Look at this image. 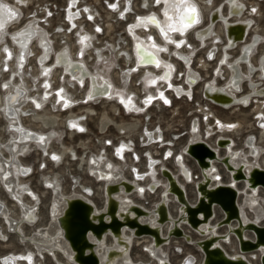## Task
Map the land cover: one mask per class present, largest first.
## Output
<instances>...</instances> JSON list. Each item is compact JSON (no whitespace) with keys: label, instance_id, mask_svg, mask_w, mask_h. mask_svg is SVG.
<instances>
[{"label":"bare ground","instance_id":"6f19581e","mask_svg":"<svg viewBox=\"0 0 264 264\" xmlns=\"http://www.w3.org/2000/svg\"><path fill=\"white\" fill-rule=\"evenodd\" d=\"M27 1L17 0L15 3L13 2L9 3L7 1L0 0V47L1 49H2L3 44L5 43L4 40L6 39V37H8L10 41L9 43L10 46L6 44V46L2 49L1 54H0V61L3 62V65L1 64L2 66L4 65L7 66L6 67L7 70H5L6 72L9 71V66L12 69L9 75H7L6 80L2 82V88H5V91L0 96V117L5 121L6 123L5 130L8 132V135H9L8 139L7 140L5 139L6 141H4V144H3L4 150L6 151L5 154H7V156H3L4 153L2 152V149H0V186L5 190V192H7V194L11 197V199H13V201H15L19 205V209L21 211L18 219L16 220H14L15 218L11 219L8 216L6 206L4 207L0 199V217L7 221V223L5 221L4 223L7 224L6 226L8 227V229H11L10 232H13L19 238V240L28 243V246L29 245L32 246L39 255L47 254L51 257H54L55 261L58 264H148L145 262H134L131 260V257H130L131 246L133 243H138L139 240L147 242V244L144 246V249L147 251V253L150 256H152V258H154V264H171L162 249L165 244L161 243V241L158 242L154 235H146V234L142 235V233H148V232L155 233L154 231H157V234L160 232L162 237H166V233H168L171 230V228L176 225L177 217L179 216L180 217L179 221H181V218H183V215H185L187 211V209L184 208L183 204H181L178 196H176L177 194L175 195V191L179 192L177 187L180 188L181 193L183 194L184 192L187 198L188 195H187L185 185L190 184L192 182L193 185L195 186L197 181L192 180L191 171L190 169L187 168L188 166L184 163L185 156L182 152H180L179 154H175V156L173 157V165H174L173 170L174 171H172V169L170 170L164 165H161L160 168L164 167L167 170L166 171L167 173L166 172L160 173L161 170L159 168V171H158L159 176H156L154 174V167L156 166L157 160L153 158L152 155L148 154L147 164H149L148 165L149 169L145 171L146 173L143 176H141L142 172L138 173L135 171L136 177H134L131 180L127 179L124 176V174L121 172V170L117 168L118 166H116L112 160H110L109 158L105 156L108 154L106 153L102 154L103 152H105V150L102 151V153H99L98 151H97L98 153L96 154L91 153L86 159V165L88 166L87 168L91 172L92 176L98 182L102 184V193L105 197L103 206L105 204L104 206L105 209L103 207L101 209L97 208L95 205V202L89 199L88 198L89 196L86 197V195L83 193H69V194L62 195L60 194L58 190H56L53 187L54 192L52 191L53 192L52 198H51L52 202L50 204V209H49V212L52 216L50 219V223L47 224L46 227L37 228L29 236H26L27 234L25 235L23 233L24 232V230L22 231L23 227L21 228L22 224L23 223H26L28 225L34 224L38 215H36L35 213V203L28 204L29 202L26 203L24 202L26 200L21 199V196L22 195L24 196L25 193L29 194L30 197H32V199L33 197L36 198V196H32L26 184L23 183L19 179V174L23 176L29 172L28 167L24 166L21 163L22 158L20 157H22L21 155H24V153L27 154L28 153L27 151L32 147L34 148V146H36L39 150H41L42 153H47L48 152L47 147L50 144L47 146L46 135L44 136L42 132L34 131L32 128L25 126L24 123L22 122L23 117L26 116L25 114L27 113L25 110L31 107V104L27 102H31V103L33 102L32 104L35 103L34 99L31 100V98H28L30 96L29 88L31 87V85L23 78L24 73L22 71V68L26 65V62L32 56H33L32 58L36 57L35 64H36L37 72H35L33 75H36V76L37 74L38 76L43 75V78L40 79L39 81L40 85L44 84V87L46 86L50 87V83L52 81L51 78H53L52 75L54 74V72L61 71V73L66 75V78H67L66 84H72L73 82L72 79H75L76 82H80L82 84L84 83V85L86 86V88L84 89V94H83L84 96L89 97L91 99L93 98L98 99V98H102L105 96L108 99V101H111V100L116 101V105H120L121 107H124L125 110L130 111L134 114L135 113L138 114L139 112L143 110L144 104L149 105V103L151 102L152 103L155 102L158 104L160 103L161 100L166 104L169 103L170 102L169 95L172 94L170 91H173L174 94L177 96L184 95V94H186L187 96H190L192 89L198 85L196 84L194 87L192 86L193 83H195L198 80L199 75L195 73L194 70H192L191 66L193 64L190 65L191 55L187 48V45H188L187 37L189 34L192 33L194 37L200 43H204L206 40L210 38L212 34L221 32L223 38L227 39V41H225L223 44V46L226 45V47L224 48L225 54L222 52V55H221V58H223L222 62L224 64L226 63L230 67L231 71L233 72V78H232V81L230 79V81L226 83V86L221 89H218V86L215 85L213 81L211 80L207 81L206 91H210L208 96L215 103L219 104V106L214 104L215 107L221 108L222 110L229 111L231 109H234L236 108V105L238 103L246 105L247 107H244V109L251 108L250 111L253 112L254 115H257L256 121H253V122L257 123V126L260 127L259 129L260 134L264 135V83L261 86H259L261 82H264V57H263V60L260 61V63L258 61V58L260 56L257 58H254V53L260 46L261 42H263L264 44L263 35L260 34L259 31L256 30L258 28L257 26L254 28V26L251 25L253 23L252 19L243 17L246 11L245 3L243 0H228L226 4L225 14H223L220 9H216V8L213 10L211 9L207 11V15L209 13H212L211 24L209 26H208V22L205 23L204 25L201 24L203 23L202 20L204 17L201 12V9L203 8H201L200 3H198L196 0H191V4L195 5L197 8V16L195 20L191 23V25H188L186 23L182 24L177 18L178 11L180 10L187 11L186 7H181L180 9H169L168 8L169 2L179 4L180 0H167V2L166 0H160V6L157 8L158 11L148 10L146 14L136 15L135 18H133L132 21L129 23L130 25L128 27V34L130 35L132 42L130 44V52H127V53H128V59H129L128 62L132 61V65H128L127 68H131V71H132L133 70L132 68L139 69L138 68L139 66L144 67L142 70L143 74H141L142 81L144 85L146 84L145 86H152V88L154 89V90L148 89L145 95L143 96L144 103L141 105H138L137 102L130 96L131 94L130 90L128 89L126 90L125 88H123L122 89L123 94L121 92H120L121 94L117 93L113 79L109 78L106 72H104L103 70L99 71V70L90 69L84 60L85 57L79 59L77 57L79 54V51L81 52L79 48L74 50L73 45L70 44L66 46L61 45L63 47L59 48L58 50H54L52 43L54 44L55 41L53 40L52 37L49 38L47 31L44 28H42V26L39 25V23L33 16L32 17L34 19H31L25 22L23 25H20V24L18 25L21 15H22L18 4L21 3L20 6H22L23 3L25 4V2L27 4ZM192 1L194 3H192ZM26 4L24 6H26ZM228 9H229V12H227ZM119 12L121 11L119 10ZM128 12H131V11H128ZM79 13L82 14V12H79ZM248 13H252V12H248ZM149 17H155L156 20L160 23L161 26L164 27L166 31L162 33L160 27H157L154 24L147 23L146 18H149ZM69 23L71 27L73 26H76V28L78 27L76 24L78 22L76 21L74 22V20L73 21L70 20ZM169 24H173L176 27H179L181 29H186V30H183L182 32L172 31L169 29ZM252 27L254 28L253 33L256 34L253 40V44L252 46L243 48V46H245L251 41V39H249L248 41H246V38L244 41L243 39L245 35L250 32L249 29H251ZM9 28H14V30L9 32L8 31ZM140 28H145L146 30H148V32H145L144 34H142L140 33V31L137 30ZM152 31H155V32L153 33ZM155 34H157V37H156L157 39H155L153 36ZM165 35H167L168 37L167 40L165 39ZM64 36H66L65 33H64ZM81 36L87 37V39L90 41L93 38V35H90L88 33L82 34ZM215 38L221 39V37L218 36L217 34L216 36L214 35L213 39ZM77 40L79 41V39H76V41ZM87 42H83V43L80 42V43L84 44ZM258 42L259 44H257ZM177 44H179V46H177ZM87 45L89 44L87 43ZM232 47H234L235 49H238V53L241 54L240 59L242 61H246L245 66L247 69L249 68V73L242 72L240 74L238 68H241V66L237 65V61L235 62H233L232 60L226 61V54H228V51H231ZM5 49H7L8 51L5 52ZM83 49H87V48L83 47ZM161 49H164V50L161 51ZM120 50H123V49H120ZM262 51L264 52V45L262 47ZM83 52H85L87 56L89 54L93 55L88 50L87 51L85 50ZM162 52H166L167 54L163 55ZM8 53H11V58H9ZM148 53H151L155 57V61L153 63L147 62L149 59ZM98 55L100 54L98 53ZM171 55H172V58H171ZM51 56H52L51 62L44 64L45 61ZM95 56H97V54H95ZM37 58L39 59L40 64L39 63L37 64L36 62ZM179 59H181L183 62L180 63ZM177 62L183 67H185V70L182 71L183 78L180 79V81L182 80L183 84L186 81V84H185L186 87H182L181 85L177 84V82L179 81L175 75L176 73H178V71H176ZM50 65H53V67L56 66L57 68L51 69ZM201 66L205 67L206 62L203 61L201 63ZM256 67L258 69H256ZM36 69L34 68L35 71ZM4 72L2 71V73ZM172 72H174L173 76H172ZM127 73L128 72L124 73L121 76L127 77L128 75ZM115 74L116 73H114V75ZM166 74H167L166 79H159L160 77H164ZM217 74L218 72L216 71V75ZM254 77H257L258 79L255 80ZM117 78L119 79L121 77L117 75ZM154 80L156 81V83L152 84L151 82ZM241 80L247 81L249 90L247 92H242L240 94H237L236 92L241 91V88H242L238 84V82ZM235 87H236V91L232 92V89H234ZM49 89L50 91L57 90V94L53 96V100L56 101L60 99V101H62L63 103H66L67 106L65 105L66 106L65 110L69 109L68 113L72 114L71 113L72 108L67 109V107L72 106V102H73L72 98L70 99L68 96V91L62 85H59L58 88L54 90H51V87ZM34 94L36 95L39 93H34ZM149 97H152L150 101L148 100ZM250 97H253V98H250ZM129 98L131 99L129 100ZM122 99L124 101L123 103L121 102ZM140 99L142 98L140 97ZM53 100L51 99V101ZM105 103H108V102H105ZM35 104L37 105L40 103L37 102ZM116 105H114L115 106L114 108H115V111L117 112L119 109L116 107ZM90 108H87V109L85 108V110L89 112L88 115L92 116L95 112L92 108L91 109ZM22 112L23 114H21ZM207 113L211 114L210 112H207ZM58 114L59 113L57 114L49 113V115L47 114H44V115L47 116V119H49L50 124L59 125L61 123H60V119H59L60 117ZM172 114L174 115L173 112ZM105 115H102V118L103 120L107 121L108 115L107 116ZM37 116L38 115L35 114V115H31L30 117L36 119ZM211 116L212 117L216 116L214 117L213 120L218 119L217 122L219 124V126H217L216 123L214 124L215 121L212 124H207L208 128L205 131L207 134H210L209 136L214 135V138H211L213 142L210 138H209L210 140H206L205 138H202V136L200 135V128H198L199 125L197 127L198 123H194V125H191V122H190L189 128H192V131L189 132L190 140L184 144V146L182 147V150L188 144H197L199 142H205L210 147L213 148L214 150L213 159L211 156L207 155L208 157H206L205 159H197L196 163L195 162L194 163L195 165L197 164L198 166L197 165L196 166L200 168L202 172V179L206 180V184H208V187H207L208 189H211V188L214 189L215 186H218V187L219 186H229L228 184L232 182L231 186L233 187V190H235L236 192L234 195V200H235V204H236L239 216H240V220H239L240 223H237V221L234 223H230L228 227L221 228V229H224L223 231H220L219 229L215 230L214 228H210V227H214V225L217 222L222 220V217L224 215L223 216L221 215L220 219L211 221L207 226L206 224H202L200 228L204 232L209 230L210 231L208 234L209 236H217V237L222 236L220 238H215L214 240L212 239L211 241L214 245L220 246L222 250L224 251V253L230 259L244 260L248 264H255L254 261L256 257L259 259V256L264 254V246H260L257 248L256 251H251V252H247L245 250H244L245 252H241L239 250V246L240 245L243 246V241L246 239L253 240L251 238V235L248 233V231H244L242 227L243 225H246L249 222H252L258 226L264 225L260 223V220L264 218V209L262 206V201H261L262 197L260 194L264 193V190L260 188H256V186H254L252 177L250 175L251 171H253L255 168H259V170H264V146L258 147L254 141V136L251 133H248L246 135V138L242 142L243 148L235 147V143H233L230 136L229 135L227 136L226 134L230 132H234V133L236 132L239 133V131L241 132V129L243 127L242 125L244 123L238 120L237 121L232 120L233 122L222 120L221 118H218L217 115L215 114L214 116L211 114ZM65 123L68 125L67 127L68 130L72 133L73 132L75 133L77 130L75 129L76 127H72V124L74 123L76 126L81 124V123H77L73 117L67 118L65 120ZM124 126L125 125H123V128ZM126 126H128V124ZM133 126H135L134 123L129 124V127L131 129ZM207 126H205L204 128L206 129ZM35 128L37 129V127ZM71 128H74L73 129L74 131L71 130ZM39 130L40 129H38V131ZM138 132L136 133L138 134ZM125 134L126 133L124 132V135ZM157 135L152 136V134L149 133L148 136L146 137L148 140H153V139L156 140L157 137L160 139V136H161L160 131L158 132ZM219 136L227 137V138L225 139L219 138L217 140V137ZM259 142H260V139H259ZM50 143H53V142H50ZM103 143L105 144V142ZM85 144H84V147H85ZM1 146H2V143L0 142V147ZM143 146H146V145H143ZM191 148H192L191 146H188L187 148L190 151V153H191ZM62 149L63 150L61 152H56V151L51 152V155L53 157H57L56 158L57 160L55 159L57 162H59L58 160L62 157V155L64 154L66 155V153L68 152H72V154L75 156L73 152L74 150H71L64 146ZM240 149L241 151H239ZM243 149H244V152H243ZM194 150H195L194 154H200L199 148L194 149ZM168 153H170V151H167V154ZM261 155H263L262 156L263 159L259 160ZM217 160L222 161L223 163L222 166L225 165L224 169L230 172V174L226 173L227 174L226 180L223 179L224 175H222L216 170L215 163L217 162ZM133 161L134 160L131 158L130 162L133 163ZM159 162L163 163L164 161L161 160ZM236 168H239V170L237 171ZM213 171H216V172H213ZM124 180L132 184L131 187H129L124 182ZM241 180H243V182H238ZM45 182L47 185L51 184V181L46 180ZM142 183H145V184L143 185ZM176 183L178 185L176 189H174V184ZM239 184H242V188L239 187ZM105 186H109V187L105 189ZM160 187H162L161 191L159 190ZM247 187H249L250 189H247ZM157 192H159L158 200L157 202H155L154 206L149 210L145 208L144 206H142V204H139V203L137 204L131 199V195L134 193L136 195H144L145 193L156 194ZM87 193L89 194V192ZM170 193H172V195ZM170 198H172L173 202L175 201L174 203L177 205L175 217L170 213L169 208H168ZM73 199H80V200L90 203L93 206L92 211L94 212L91 215H88V212H87L88 210L82 203H81V206H79L78 208L79 217H75L76 218L75 220L79 221L82 224L88 225L90 229H93L92 230L93 232H90V230L84 231L82 233L83 234L82 238L80 235H77V237L79 238V241L76 239V242H78L79 244L77 245L78 246L77 250L74 249L73 247L74 241L70 240L71 242H69L65 236L67 235L66 228H67V219H68L65 212L71 209L73 203H70V202ZM196 201H197V190H196L195 201L190 200V202L189 201L188 202L190 203L191 206H194ZM135 205L139 206L141 210L135 209L133 207ZM218 209L215 207H212V213L214 214L215 218H216L218 211L220 210ZM9 211H12V210H9ZM166 211L170 217L169 220H165V217H163ZM248 211H251L253 213V217H250L248 215ZM14 213H17V211H15ZM86 220L88 221V224L85 222ZM179 221H177L178 222L177 226L179 225V227L181 228L185 227L184 225H182V222H179ZM112 224L113 226L114 224L117 226L113 229ZM238 224L240 225L238 228V232L236 231V235H233L234 237L230 236L231 233H234V230L235 228H237ZM135 229H137V231H135ZM151 230H154V231H151ZM228 230H230V232ZM194 233L200 238V232L195 231ZM9 234L10 233H8V235ZM203 238L205 237L202 236V239ZM231 238L234 239L235 248L232 252H229L225 248L224 245H229L231 242ZM107 239L109 240V243L106 242ZM173 239H178V238H175V237L170 238V240H173ZM24 246L26 248V245ZM197 247L199 248V246ZM87 249L89 251H87ZM57 252L63 254L65 256L66 261L64 262L58 261L56 259ZM34 254H35L34 251H27L26 253H22V254L9 253V255L2 257L1 263L2 264H23L22 262L24 261L25 264H33ZM189 257L191 256L189 255ZM189 257L185 258L181 262V264H192L193 260H191ZM258 259L256 261L257 263H258Z\"/></svg>","mask_w":264,"mask_h":264},{"label":"rangeland","instance_id":"374dc122","mask_svg":"<svg viewBox=\"0 0 264 264\" xmlns=\"http://www.w3.org/2000/svg\"><path fill=\"white\" fill-rule=\"evenodd\" d=\"M4 1H7L9 3H12V2L15 3L17 0L16 1L11 0V2H10V0H4ZM111 1H113V0H73V1L72 0H69V1L68 0H28L27 4L25 2L26 6H24L25 5L24 3H23L24 5L22 4V6H20L21 3L18 4L19 9L21 10V13H22L18 25L19 24L23 25L25 22L31 20L30 17L33 16L37 20L39 25L42 26V24H40V20L44 16L45 11L48 8H52V6L55 7V10H54L55 14H54V17L51 21V23H52L51 28H49L47 30L45 27L42 26V28H44L47 31L48 36H49V33H51L52 36L55 35V36H60V37H61V34H63L62 35L63 38H65V39L68 38V40H65V44H64L65 46L72 44L74 50L79 48L81 51H85V50L87 51L88 50L90 53H93V55L89 56L90 55L89 54L84 59L88 65V67L92 70H99V71L103 70L104 72H106L107 76L109 78L113 79L117 93L121 92L123 94L122 89L123 88H125L126 90L128 89V90H130V93L132 92V94H135L134 96L132 94H130V96L132 95V97H134V100L137 102V104L141 105V103H140L141 101L139 100L141 91H138V92L134 91L133 88H131L127 85L128 84V82H127L128 77L121 76L126 72H128L127 74H129L130 76H133V74H136V73L131 72V68H125L126 67L125 66L126 61L122 60V58H119L117 56V53H118L119 49L124 50L125 45L123 44V42H121L120 39H121V37L124 36L121 32L123 31L125 25L130 23L132 21V19L135 18L136 15L146 14V12L148 10L158 11V9H157L158 7L153 6V0H130L128 2L131 4V9H130L131 12H129L130 14H128L125 17V16H122V14L117 13V12H119L120 9L118 11L115 10L113 13L108 10L107 4ZM121 1L122 0H120V2ZM196 1L198 3H200L201 8H203V9H201V12L204 16L203 17V23H201L203 25L206 23L207 11H209L211 9L213 10L216 8V9H220L223 14L226 13V4H227L228 0H214V1L213 0H203V2H202V0L201 1L196 0ZM243 1L245 3V7H246L245 8L246 11H245V14L243 17L248 18V19L249 18L252 19L253 23L251 25H253L254 28L257 26L258 28L256 30L259 31V33L262 34L263 38H264V0H243ZM18 3H19V1H18ZM69 3H73V4L78 3V5H79L78 7H80V8H77V11H76L77 13L82 12V14L79 13L77 15V17L80 18L76 21V22H78L76 24L79 28L78 27L76 28V26H73V27L70 26V28H68L67 25L65 27L62 26L63 10H64V7L66 5H68ZM147 5H149V6H147ZM86 6L89 8H87ZM119 6H121V3ZM148 8H150V9H148ZM248 12H252V13H248ZM257 12H259V13H257ZM33 17H32V19H34ZM92 24L98 25L99 27L102 28L103 31H102L101 35H95L94 34V32H93L94 27L92 26ZM254 28L252 27L250 29V32L246 38V41H248L250 38V35L253 34ZM53 29H55L54 32H52ZM12 30H14V28L8 29L9 32H11ZM64 33L66 34V36H64ZM85 33L86 34L88 33L90 35H93V34L95 35V36L93 35V38L91 41L88 39H86L84 41V42H87V40H88L87 43L89 45H87V43H84V44L80 43V41H81L80 38L82 37L81 35L85 34ZM216 34L218 36H220L221 39L220 38L213 39L214 35L216 36ZM79 36H80V38H79ZM49 38H51V36H49ZM76 39H79V41L78 40L76 41ZM53 40L55 41L54 44L52 43L54 50H58L59 48L64 46V45L60 46L61 44L57 40V37L54 38ZM187 40H188L187 48H188V51L190 52V55H191L190 56V58H191L190 59L191 60L190 65L193 64L191 66V68H192V70L197 72L199 74V77H200L198 85L192 89V94H193L192 98L190 99V98H185V97H181V98L170 97L171 98L170 106L166 107V106L162 105L161 103H158V104L154 103L152 105V107H149V108L143 107V110L141 112H139L138 114H136V113L134 114L130 111L125 110L124 107H121L120 105H116V101H112V100L106 101L103 99H97L94 101H87V100L85 101V99H83L84 98L83 94H84V89L86 87L85 86L80 87V89H79L78 87H76L74 85L72 86L71 84H66V81H67L66 76H62L58 71L57 76H55V74H54V77L51 78L52 81L58 86L62 85L68 91V96L70 99L75 98V100L73 101V103H75V104H72V106L69 107V108H72L71 109L72 114H69L68 113L69 109L63 110V108H60L59 104H55L54 100L52 99L53 96L55 95V91H50V90H49L50 92L44 91L42 89V86L44 84L41 86L40 82H39L40 78L37 77L36 75H33L34 74V66H33L34 62L32 61V59H34V58L31 57L26 62V65L23 67L24 70L22 68V71L24 73L23 78L31 85V87L29 88L30 96L28 98H31V100L34 99L35 103L38 102L40 104H38L39 107H37V105L35 103L32 104L33 102L32 103L27 102V103L31 104V107H29L30 109L27 108L25 110L27 113L25 114L26 116L23 117L22 122L24 123L25 126L32 128L34 131L42 132L44 136L46 135L47 146L50 144L47 147V151H48L47 153H42L41 150H39L36 146H34V148L32 147L27 151L28 152L27 154L24 153V155H21L22 157H20L24 160L23 161L21 159V163L24 166L28 167L29 172L23 176H21L19 174V179L23 183L26 184L27 188H29L28 190H30V194L32 196H36V198H37L36 199L35 197H33V199H32V197H30V195L26 194V193L24 194V196L22 195L23 198L21 196L22 200H26L24 202H26V203L29 202L28 204L35 203V213H36V215H38L34 224H32V225H28L26 223L22 224L21 228L23 227L22 231L24 230L23 233L25 235L27 234L26 236H29L37 228L46 227L47 224L50 223V219L52 216L49 212V209H50V204L52 202L51 201L52 200L51 199L52 194L54 192L53 187L56 190H58L60 192V194H62V195L69 194V193H83L86 195V197L89 196L88 198L95 202V205L97 208L101 209L102 207H104L103 202H104L105 197L102 193V184L100 182H98L92 176L91 172L87 168L88 166L86 165V159L88 158V156L91 153H95V154L98 152L102 153V151L105 150V152H103L102 154H104V153L108 154L105 156L107 158H109L110 160H112L115 163V165L118 166L117 168H119V170H121V172L124 174V176L129 180L136 177L135 171L138 173L142 172L141 176L145 175V173H146L145 171L149 169L148 168L149 164H147L148 163L147 155L150 154V155H152L153 158H155L157 160L156 166L154 167V174L156 176H159L158 171H159V168L161 165H164L165 167L169 168L170 170L172 169V171H174L173 170L174 169L173 168V166H174L173 165V156L175 154H179L180 152H182V147L184 146L185 143H187V141L190 140L189 124L193 118L196 117L199 120L200 135L202 136V138H205L206 140H210L211 138H214V135L209 136L210 134H207L205 131L208 128L207 124H212L214 121H215L214 124L217 123L218 119L213 120L214 117H216V116H214V114L217 115V117L221 118L222 120H227V121H231V122L238 120V121H241L242 123H244L242 125L243 127L241 129V132L240 131H239V133L238 132H236V133L230 132V133L226 134V135H229L233 139V141L235 143V147L243 148L242 142L244 141V139L246 138V135L248 133H251L254 136V139H255L258 147L264 146V135L260 134V131L257 128V123L253 122V121H256L257 115H254L253 112L250 111L251 108L244 109L242 107H236V108L231 109L229 111L222 110L221 108H217V107L211 105L210 103L205 101L201 96L202 95V93H201L202 92V86H203L204 82L211 80L215 83V85L220 84L222 81L224 82L225 73H224L223 68H221L219 75H213L212 74L213 69L217 65L216 61L220 56L221 48L223 47V44H224V38L222 36V33L218 32V33L212 34L210 36V38L208 40H206L204 43H200L194 37V35L192 33L188 35ZM4 41H5V43L3 44L2 49L6 46V44L9 45V43H10L8 37H6V39ZM69 42H71V43H69ZM216 42H218V43H216ZM263 45L264 44L262 42L260 44V46L258 47V49L255 51L254 58H256L259 55V53L262 51ZM81 46H83L84 48H87V49H83V47H81ZM224 48H223V50H224ZM0 49H1V47H0ZM2 49L0 50V54H1ZM208 50L214 51L215 58L212 61H209L206 59V53L208 52ZM96 52H98L100 55H98V53H96ZM228 52L231 55H236L238 53V49H235L234 51H228ZM95 54H97V56H95ZM104 54H108V56H107L108 58H106V60H104V62H103L102 56ZM171 58H172V55H171ZM87 60H89V61H87ZM203 61L206 62L205 67L207 69L205 67L201 66V63ZM1 64L3 65V62L0 61V71H1V73H0V83H1L0 84V96L5 91V88H2V82L6 80L7 75H9L10 71L12 70L9 66V71L6 72L5 70H7V68H6L7 66H5V65L2 66ZM129 65H131V62H129ZM120 67H123V69H120V72H119ZM35 68H36V64H35ZM183 70H185V67H183L182 65H180L177 62L176 71H178V73L180 72V74H181V71H183ZM2 71L3 72L5 71V72L2 73ZM129 71H130V73H129ZM114 73H116L115 74L116 76L117 75L121 76L122 79L119 80L114 75ZM33 77H35V78H33ZM136 77H138V75H136ZM176 78H177V76H176ZM179 79H180V77L178 78V80ZM254 79L257 80L258 78L254 77ZM36 83H38V84H36ZM177 84L181 85L182 87H185L182 80L181 81L179 80L177 82ZM262 84H263V82H262ZM32 85H34V86H32ZM143 85H144V83H143ZM145 85L143 86V88L145 89L144 90L145 92L148 89L154 90L152 88V86H145ZM58 86L55 88H51V90L58 88ZM244 88H245V90L247 89L246 87H244ZM69 92H70V94H69ZM34 93H39V94L35 95ZM37 98H38V100H37ZM49 99H50V101H49ZM51 99L53 101H51ZM105 102H108V103H105ZM50 104H52V105H50ZM114 105H116V107L119 109L117 112L115 111ZM81 107H82V109H81ZM90 107L94 110L95 115L94 114L92 116L88 115L89 112H87L85 110V108L87 109ZM83 108H84V110H83ZM173 109H174V111H173ZM172 112L174 113V115L172 114ZM207 112H210L214 117H212L211 114H209ZM34 113L38 115L36 119L30 117L31 115H35ZM49 113H52V114L59 113L58 115L60 117L59 119H60V123H61L59 125H61V126H59L57 124H50L49 123V119H47V116L44 115V114L49 115ZM21 114H23V112ZM79 114L81 115V117ZM84 114L86 115V117ZM77 115H79V116H77ZM102 115H105V116L108 115L109 116V117L107 116L108 120L107 121L103 120ZM69 116L73 117L77 123H81L80 125H78L79 128H78V126H76L75 129H77L78 131L76 130L75 133L70 132L67 128L68 125L65 123V120L67 118H70ZM90 119H91V121H90ZM133 123L135 126L132 127V129H133L132 130L129 127V124H133ZM5 124H6L5 121L0 117V142L2 143V146L0 147V149H2V152L4 153L3 156H7V154H5L6 151L4 150L3 144H4V141H6L8 139V136H9L8 132L5 130ZM121 124L125 125L124 128H123V125H121ZM127 124H128V126H126ZM119 125H120V127H119ZM205 126H207L206 129L204 128ZM35 127H37V129ZM106 127H108V128H106ZM38 129H40V130L38 131ZM73 129L74 128H71V130H73ZM81 129H83V130H81ZM134 129L136 130V132H138V131H140V132H138V134H137ZM159 131L161 133L160 139L158 137L156 140L155 139H153V140L147 139L146 136H148L149 133L152 134V136H155L158 134ZM124 132L127 135L126 134L124 135ZM69 133H70V135H69ZM157 136H159V135H157ZM259 139H260V142H259ZM50 142H53V143H50ZM81 142H83L84 144L87 143V144H85V147H84V144ZM103 142H105V144ZM212 142H213V140H212ZM59 144H61V145H59ZM143 145H146V146H143ZM63 146L67 147L71 150H74L73 152H74L75 156L72 154V152H68V153H66V155L65 154L62 155V157H61L62 159L60 158L58 160L59 162H57L56 161L57 159L55 160L53 158V156L51 155V152H54V151L61 152L63 150L62 149ZM50 147H51V149H50ZM117 148H118V150H117ZM86 150H88V151H86ZM166 150L170 151V153L167 154ZM239 151H241V149ZM243 152H244V149H243ZM41 156H43V157H41ZM262 156L263 155H261L259 160L263 159ZM76 157H78V158H76ZM131 158L134 160L133 163L130 162ZM83 159H85V160H83ZM185 159L187 160V157H185ZM161 160H163L164 162L160 163L159 161H161ZM54 162H56V163H54ZM118 163H120V164H118ZM56 164H58V165H56ZM187 164L192 166V170H193L194 174H196L197 169L194 168L195 167L194 163L192 161H189V163L187 162ZM47 177H48V179H47ZM23 178H24V180H23ZM46 180L51 181V184L47 185L45 182ZM161 180H162V178H161ZM73 182H74V184H73ZM138 183H140V182H138ZM90 184H91V186H90ZM142 184L144 185L145 183H142ZM90 187H91V189H90ZM239 187L242 188V184H239ZM185 188L187 191L188 199L192 200L194 198V185H193V183L185 185ZM159 190L161 191L162 187H160ZM41 192L43 195L41 194ZM87 192H89V194ZM158 193L159 192H157L156 194L145 193L144 195H136L134 193L131 195V199L137 204L138 203L142 204V206H144L145 208H147L149 210L154 206L155 202H157ZM260 195L262 197L261 201H262V206L264 209V204H263L264 203V199H263L264 193H261ZM0 199H1V202L3 203L4 207L6 206L8 216L11 219L15 218L14 220L18 219L20 216V212H21L19 209V205L15 201H13V199H11V197L7 194V192H5V190L1 186H0ZM36 204H38V205H36ZM14 208H15V210H14ZM168 208H169L170 213L175 217L177 205L173 202L172 198H170V200H169ZM9 210H12V211H9ZM15 211H17V213H14ZM248 215L250 217H253V213L251 211H248ZM218 219H220V212H218L216 218H214L213 220L215 221ZM263 219L260 220L261 224H264ZM4 221L7 223L6 220H4L3 218L0 217V225L2 226V227L0 226V235L2 234L0 236V264H2L1 263L2 257L9 255V253H11V254H22V253H26L27 251H34L35 252L33 264H37L38 262H39L38 264H58L55 261L54 257H51L47 254L39 255L34 250V248L32 246H30V245L28 246V243L19 240V238L13 232H10L11 229H8V227L6 226L7 224L4 223ZM36 224H37V226H36ZM182 230H183V232H185L191 236V242H190L191 244L187 243L186 241H184L181 238L170 240V242L168 244H165L162 248L164 251V254L166 255V257L168 258V260L170 261L171 264H181V262L185 258L189 257V255L191 256L189 258L191 260H193L192 264H201L202 252L194 244V242H196L197 240H200L201 237L199 238V236H197L194 232H191L189 229H186L184 227H182ZM219 230L223 231L224 229H219ZM8 233H10V234L8 235ZM106 242L109 243V240L107 239ZM146 244H147V242H144L142 240H139L138 243L132 244L131 250H130V257H131L132 261L154 264V258H152V256H150L147 253V251L144 249V246ZM24 245H26V248ZM224 246L229 252H232L235 248L234 239L231 238L230 244L224 245ZM22 251H24V252H22ZM56 256H57L56 259L58 261H62V262L66 261L65 256L63 254L57 252ZM192 256H194V257H192ZM63 257H64V259H63ZM257 259L258 258L256 257V259L254 261L255 264H257V262H256ZM137 260H139V261H137ZM22 263L25 264L24 261Z\"/></svg>","mask_w":264,"mask_h":264},{"label":"water","instance_id":"95a60500","mask_svg":"<svg viewBox=\"0 0 264 264\" xmlns=\"http://www.w3.org/2000/svg\"><path fill=\"white\" fill-rule=\"evenodd\" d=\"M228 12H229V10H228ZM211 15H212V13L210 14L209 25L211 24ZM232 78H231V81H232ZM238 83H240V81ZM206 94L208 95L207 92H206ZM188 146L192 147L191 153L187 149ZM198 148L200 150V154H194V151H195L194 149H198ZM183 153L189 155L190 157H192L195 160L205 159L208 156H211L212 159L214 158V151L208 145H206L204 142L186 145L185 148L183 149ZM160 170H161L160 173H164L167 171L164 167H161ZM236 170L238 171L239 168H237ZM250 175L252 177L254 186H261L264 188V170H259V168H255L253 171H251ZM124 182L129 187H131L132 184L126 182L125 180H124ZM177 185H178L177 183L174 184V189H176ZM108 187L109 186H105V189ZM207 187H208V184H206V180H204V179L197 184V186H196V188H197L196 189L197 190V201H196L194 206L190 205V203L187 201L185 193L183 192V194H182L180 188L177 187V189L180 193L175 191V195L177 194L176 196H178L181 204H183L184 208L187 209L185 215H183V218H181V221H179L180 217L178 216L177 220H176V225L174 227H172L168 233H166V237H162L160 232L157 234V231H154V230H151V231H154L155 233L148 232V233H142V235L143 234L154 235L155 238L157 239V241L158 242L161 241V243H163V244L169 243L171 237L181 238L184 241L186 240V242L190 243L191 236L188 235L187 233L183 232L182 228L179 227V225L177 226V224H178L177 221H179V222H182V225H184L186 227V229H189L191 232H195V231L200 232L201 239L194 242V244L199 246V248L201 249L200 250L202 252L201 264H248L244 260L230 259L224 253V251L222 250V248L220 246H216L212 243V241H211L212 239L214 240L215 238H220L222 236H218V237L217 236H209L208 235L210 232L209 230L205 231V232L203 230H201L200 226L202 224H206V226H207L214 219V214L212 213V207L219 208L224 216L222 217V220H220L219 222H217L214 225V227H210V228H214L215 230H217V229H221L223 227H228L230 225V223H234L236 221H237V223H240V221H239L240 216H239V213H238V210H237V207L235 204V200H234V195L236 192H235V190H233V187L230 185L229 186H219V187L215 186L214 189L212 188L213 191H212V189H208ZM170 194L172 195V193H170ZM226 197H227V199H226ZM70 203H73L71 209L69 211L65 212L66 216L68 217L67 228H66V234L67 235H65V236L69 242H71L72 240L74 241L73 247H74V249L77 250V247H78L77 245H79L78 242H76V239L79 241V238L77 237V235H80L82 238V236H83L82 233L84 231L90 230V232H93L92 231L93 229H90L88 227V225L82 224L79 221L75 220L76 219L75 217H79L78 208H79V206H81V203H82L87 208L88 215H91L94 212L92 211L93 206L90 203L85 202L83 200L73 199ZM105 203H106V201H105ZM104 206H105V204H104ZM133 207L135 209H140L139 206H136V205ZM163 217H165V220H169L170 217H169L167 211L165 212ZM85 222L88 224L87 220ZM116 226L117 225L114 224V226H113V224H112L113 229ZM239 226L240 225L238 224L237 228H235V230H234V233H231L230 236L236 235V231L238 232ZM242 227H243L244 231H248V233L251 235V238L253 240H248V239L244 240L243 246L242 245H240L241 247L239 246V250L241 252L256 251L258 247L264 246V225L258 226L252 222H249L246 225H243ZM141 229H143V228H141ZM215 230H213V231H215ZM135 231H137V229H135ZM228 231L230 232V230H228ZM138 233H140V232H138ZM202 236L205 238L202 239ZM87 251H89V250L87 249ZM260 264H264V254H262L260 256Z\"/></svg>","mask_w":264,"mask_h":264},{"label":"built area","instance_id":"2783aa9c","mask_svg":"<svg viewBox=\"0 0 264 264\" xmlns=\"http://www.w3.org/2000/svg\"><path fill=\"white\" fill-rule=\"evenodd\" d=\"M129 0H127V1H125V0H122L121 1V6H119L120 4H119V2H120V0H113V1H111V2H109L108 4H107V8H108V10L109 11H111V12H114L115 10H119L120 9V11L121 12H119V14H122V15H124V16H126V15H128V14H130L128 11H130V9H131V4L128 2ZM156 1V2H155ZM153 5H154V7H159L160 6V3L158 4L157 3V0H153ZM54 8V9H53ZM77 8H80V7H78V3H75V4H72V3H69L68 5H66L65 7H64V10H63V18H62V26H68L69 28H70V23H69V21L71 20V21H73L74 20V22L75 21H77L78 19H79V17H77V14H79V13H77L76 11H77ZM54 10H55V7H53L52 6V8H48L46 11H45V13H44V16L41 18V20H40V24H42V26L43 27H45L46 29H49V28H51V21H52V19H53V17H54ZM229 10V9H228ZM227 10V11H228ZM30 19H32V17H30ZM129 23L128 24H126L125 25V27H124V29H123V31L121 32L124 36L123 37H121V42H123V44L125 45L124 46V50H121L120 51V49L118 50V53H117V56L119 57V58H123L122 60H124V61H126L125 62V68H127V66L129 65V62H128V53H127V51L128 52H130V44H131V42H132V39L130 38V35L128 34V27H129ZM92 26L94 27V34L95 35H101V33H102V28L101 27H99L98 25H94V24H92ZM97 29H99V31H97ZM54 30L55 29H53V31L52 32H54ZM138 31H140V33H142V34H144L145 32H148V30H146L145 28H140V29H137ZM144 30V31H143ZM250 30V29H249ZM153 33L155 32V31H152ZM93 34V35H94ZM249 34V33H248ZM248 34H246L245 35V37H244V39H243V41L245 40V38H247V35ZM94 35V36H95ZM49 36H51L53 39L54 38H56L57 37V40L59 41V43L61 44V45H64L65 44V40H68V39H65V38H63L62 37V35H61V37L60 36H55V35H51V33H49ZM154 36V38L155 39H157L156 37H157V34H155V35H153ZM256 36V34H251L250 35V38L249 39H251V41L248 43V44H246L245 46H243V48H245V47H248V46H252V44H253V40H254V37ZM225 41H227V39L225 38L224 39V42ZM262 43V42H261ZM257 44H259V42L257 43ZM60 45V46H61ZM224 47H226V45H224L222 48H221V53H220V56H219V58L217 59V61H216V67L213 69V72H212V74L213 75H216V71L218 72V74L217 75H219L220 73V71H221V68H223L224 69V73H225V78H224V82L222 81L220 84H218L217 86H218V89H221V88H223V87H225L226 86V83L228 82V81H230V79L233 77V72L231 71V69H230V67L225 63H223L222 62V60H223V58H221V55H222V52L225 54V51L223 50V48ZM235 50V48L234 47H232V49H231V51H234ZM243 50V49H242ZM241 50V51H242ZM84 54L83 55H81V52H79V54H78V58L79 59H81V58H83V57H86L87 56V54L85 53V52H83ZM109 53V52H108ZM127 53V54H126ZM163 53V55H166L167 53L166 52H162ZM93 54V53H92ZM53 56V55H52ZM52 56L51 57H49L46 61H45V63L44 64H46V63H50L51 62V60H52ZM91 56V55H90ZM108 56V54H104L103 55V57H102V60H106V58H108L107 57ZM124 56V57H123ZM260 56V57H259ZM33 57V56H32ZM223 57V56H222ZM240 57H241V54L240 53H237L236 55H231L229 52H228V54H226V61H233V62H235V61H237V65H240L241 66V68H238V70H239V72H240V74L242 73V72H247V73H249V68L247 69L246 68V61H242L241 59H240ZM257 57H259L258 58V61H259V63H260V61L261 60H263V57H264V52L263 51H261L260 53H259V55L257 56ZM256 57V58H257ZM214 58H215V55H214V51H211V50H208V52L206 53V59L207 60H209V61H212V60H214ZM32 61L34 62L33 63V66H34V68H35V58L34 59H32ZM37 64L39 63V59L37 58ZM179 62L180 63H182L183 61L181 60V59H179ZM40 64V63H39ZM54 65V64H53ZM53 65H50V68L51 69H54V68H57L56 66L55 67H53ZM131 65H132V61H131ZM58 66V65H57ZM154 67V66H153ZM258 67H260V66H258ZM139 69H135V68H132L133 70L131 71V72H135L136 74H133V76H130L129 74L127 75V82H128V86L129 87H131V88H133V90L134 91H136V92H138V91H141V93H140V97L142 98V99H140L139 98V100L141 101L140 103L141 104H143L144 103V98H143V96L145 95V89L143 88V81H142V78H141V74H143L142 73V70H143V68L144 67H138ZM36 69V68H35ZM120 69H123V67H120L119 68V72H120ZM155 69H156V67H155ZM253 69H254V67H253ZM256 69H258L257 67H256ZM257 71H259V70H257ZM35 72H37V69H36V71L34 70V73ZM62 76H66V75H64L63 73H61V71L59 72ZM173 73L174 72H172V76H173ZM195 73H197V72H195ZM54 74H55V76H57V71H55L54 72ZM54 74L52 75V77H54ZM198 74V73H197ZM136 75H138V77H136ZM176 76H177V79L180 77V79H182L183 78V72L181 71V74H180V72L179 73H176L175 74ZM199 75V74H198ZM116 76V75H115ZM37 77H39L40 79H42L43 78V75L42 76H38V74H37ZM117 77V76H116ZM121 77V76H120ZM171 78H173V77H171ZM170 78V79H171ZM120 79H122V78H119V80ZM126 79V78H125ZM179 79V80H180ZM199 79H200V77L198 76V80L195 82V83H193V87L196 85V84H198L199 83ZM73 81V82H72ZM72 86L74 85V86H76V87H78V88H80V87H84L85 85H84V83L82 84V83H80V82H76V80L75 79H72ZM126 81V80H125ZM52 83L50 84V87L51 88H54V87H57L58 85H55V83L53 82V81H51ZM264 83V82H263ZM186 84V81H185V83H184V85ZM239 84V86H241L242 88H241V91H237L236 93L237 94H240V93H242V92H247L248 90H249V86L247 85V81H245V80H241L240 81V83H238ZM43 84H41V86H42ZM262 85V82H261V84H259V86H261ZM43 88V90L44 91H49L50 89V87H44V85L42 86ZM86 87V86H85ZM185 87H186V85H185ZM244 87H246L247 89L245 90V88ZM206 88H207V81L206 82H204V84H203V86H202V98L205 100V101H207L208 103H210L211 105H213V106H215L214 104H216L215 102H213L209 97H208V95L206 94V92L209 94L210 93V91H206ZM236 91V87L234 88V89H232V92H235ZM172 94H170L169 95V99H170V102L169 103H164L162 100L160 101V103L162 104V105H164V106H166V107H168V106H170V104H171V98L170 97H173V98H181V97H185V98H192V96H193V94H192V92H191V95L190 96H187L186 94H184V95H180V96H177V95H175L174 94V92L173 91H170ZM55 94H57V90L55 91ZM131 94H132V92H131ZM133 96L135 95V94H132ZM132 95H131V97H132ZM51 97V96H50ZM59 98V97H58ZM133 99H134V97H132ZM250 98H253V97H250ZM53 99V98H52ZM83 99H85V101L87 100V101H94V100H97V98H93V99H91V98H89V97H86V96H84V98ZM98 99H103V100H107L108 101V99L104 96V97H102V98H98ZM72 100L74 101L75 100V98H72ZM110 100V99H109ZM55 103H57V104H59V106L61 107V108H63V110H65V108H66V106L65 105H67L66 103H63L62 101H60V99H58V100H56V101H54ZM62 102V103H61ZM155 103V102H154ZM154 103H149V105H143V107H146V108H149V107H152V105L154 104ZM72 104H75V103H73L72 102ZM120 104V103H119ZM216 105H218L219 106V104H216ZM249 105V104H248ZM243 106V107H242ZM231 107V106H230ZM236 107H242V108H244V107H247L246 105H243V104H240V103H238L237 105H236ZM69 107H67V109H68ZM225 108V107H224ZM228 108V107H227ZM226 109V108H225ZM194 123H198L197 124V127H198V125H199V127L198 128H200V123H199V120H198V118H193L192 120H191V125H194ZM217 124V126H219V124H218V122L216 123ZM257 128L258 129H260V127H258L257 126ZM192 131V128H189V132H191ZM228 136V135H227ZM225 139V138H227V137H221V136H219V137H217V140L218 139ZM231 138V137H230ZM232 139V138H231ZM254 141H255V139H254ZM232 142L234 143V141H233V139H232ZM231 142V143H232ZM205 143V142H204ZM255 143H256V141H255ZM206 145H208L207 143H205ZM213 145V144H212ZM209 146V145H208ZM210 147V146H209ZM212 150H213V148L212 147H210ZM214 151V150H213ZM182 153H183V150H182ZM184 154V156L185 157H187V160L186 159H184V163L188 166L187 168L188 169H190V171H191V175H192V180L193 181H197V183H196V185L194 186V198L191 200V199H188V197H187V199H188V201L190 202V200L191 201H195V197H196V186H197V184L199 183V182H201L203 179H202V172H201V170H200V168L199 167H197L196 165H195V163H196V160L195 159H193L192 157H190L189 155H187V154H185V153H183ZM175 156V155H174ZM173 156V157H174ZM177 157V156H176ZM189 161H192L193 163H194V165H195V167L194 168H196L197 169V172H196V174H194V172H193V170H192V166H190V165H188L187 164V162L189 163ZM222 161H220V160H217V162L215 163V165H216V170L219 172V173H221L222 175H224V177H223V179L224 180H226L227 179V174L226 173H229L230 174V172L229 171H227L226 169H224V167H225V165H223L222 166ZM161 169V168H160ZM237 169V168H236ZM244 169V168H243ZM213 172H216V171H213ZM181 175V174H180ZM185 182H187V181H185ZM238 182H243V180H241V181H238ZM192 183V182H191ZM232 183V182H231ZM231 183L230 184H228V185H230L231 186ZM210 184V183H209ZM256 188H260V189H263L264 190V188L263 187H261V186H256ZM212 189V188H211ZM247 189H250L249 187H247ZM143 193V192H142ZM215 208H217V207H215ZM218 209V208H217ZM219 210V209H218ZM220 211V210H219ZM220 213L222 214V212L220 211ZM222 216H223V214H222ZM215 218V217H214ZM221 218V217H220ZM261 256V255H260ZM260 256H259V259H258V263L257 264H260Z\"/></svg>","mask_w":264,"mask_h":264},{"label":"snow or ice","instance_id":"6c2138e0","mask_svg":"<svg viewBox=\"0 0 264 264\" xmlns=\"http://www.w3.org/2000/svg\"><path fill=\"white\" fill-rule=\"evenodd\" d=\"M167 2V0H166ZM157 3L159 4L160 3V0H157ZM181 7H186L187 8V11H183V10H180L178 11V20L180 21V23L184 24H188V25H191V23L195 20L196 16H197V8L195 5L191 4V0H180V3L177 4V3H172V2H169L168 3V8L169 9H180ZM171 19V18H170ZM146 22L147 23H150V24H154L156 25L157 27H160L161 28V31L162 33H164L166 30L164 29L163 26L160 25V23L156 20L155 17H149V18H146ZM169 29L172 30V31H178V32H182L183 30H186V29H181L179 27H176L175 25L173 24H169ZM97 31H99V29H97ZM87 39V37H81V43H83L85 40ZM165 39L167 40L168 37L167 35H165ZM177 46H179V44H177ZM164 49H161V51H163ZM8 50L5 49V52H7ZM81 55H83V51H81ZM8 56L9 58H11V53H8ZM148 63H153L155 61V57L151 54V53H148ZM159 66V65H157ZM167 78V74L164 76V77H160L159 79H166ZM152 84H155L156 81H152L151 82ZM131 98H129L130 100ZM152 99V97H149L148 100L150 101ZM121 102L123 103V99L121 100ZM167 102V101H165ZM67 106V105H66ZM37 107H39V105L37 104ZM72 127H76V125L73 123L72 124ZM83 130V129H81ZM43 139V138H41ZM54 159H56L57 157H53Z\"/></svg>","mask_w":264,"mask_h":264},{"label":"crops","instance_id":"0c3cea01","mask_svg":"<svg viewBox=\"0 0 264 264\" xmlns=\"http://www.w3.org/2000/svg\"><path fill=\"white\" fill-rule=\"evenodd\" d=\"M218 212H220V211H218ZM217 214H218V213H217ZM221 215H222V214L220 213V217H221ZM216 216H217V215H216Z\"/></svg>","mask_w":264,"mask_h":264}]
</instances>
